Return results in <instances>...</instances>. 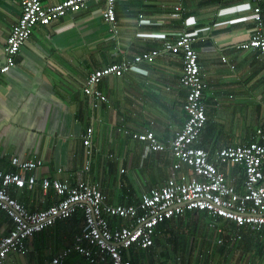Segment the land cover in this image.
<instances>
[{
  "label": "crops",
  "instance_id": "0c3cea01",
  "mask_svg": "<svg viewBox=\"0 0 264 264\" xmlns=\"http://www.w3.org/2000/svg\"><path fill=\"white\" fill-rule=\"evenodd\" d=\"M42 1L52 5L62 0ZM179 4L184 10H176ZM255 5V0H116L115 34L102 16L105 2L90 0L80 11L37 26L22 46L17 65L0 75V169H14L12 156H38L46 162L37 170L40 178L99 183L111 203H132L143 192L162 186L171 175L175 156L168 150H152L148 142L133 138L124 130H153L165 144L172 141L187 118V91L180 84L182 56L164 52L152 62L141 63L147 70L145 74L127 71L121 76L103 77L98 87L107 100L99 101L97 106L84 92L83 84L95 69L132 59L161 47L165 40L174 39L183 31L204 27L210 30L199 34L195 47L201 50L202 77L208 84L203 94L208 121L198 144L214 158L225 146L254 140L259 128L264 133V54L237 45L257 25L252 18L241 19L250 15ZM20 14V0H0V60L5 58L6 39ZM140 14L149 22L140 24ZM232 64L235 68L230 67ZM89 126L94 128L91 166L84 170L83 133ZM128 162L135 170H144L142 180L137 179L136 184L130 182L133 174H127ZM222 168L242 192V166L225 164ZM126 178H130L129 183L124 181ZM14 195L32 211L44 209L54 201L53 190L45 195L40 184L33 190L17 189ZM209 219L206 216L204 221L208 223ZM79 223L83 224V220ZM186 224V219H174L173 226L161 230L155 247L132 251V264L255 261L248 257L243 242L233 239L228 242L229 247L222 246L214 231V238L206 243L205 226ZM80 225L52 226L36 234L28 240V251L10 254L7 264H46L73 243L75 234L81 231ZM12 227L10 217L0 210V238ZM228 228L231 231L233 226ZM172 233L178 236L170 238ZM208 247L211 250L205 254ZM263 259L258 257L255 264H262ZM71 262L84 263L79 255H73Z\"/></svg>",
  "mask_w": 264,
  "mask_h": 264
},
{
  "label": "built area",
  "instance_id": "2783aa9c",
  "mask_svg": "<svg viewBox=\"0 0 264 264\" xmlns=\"http://www.w3.org/2000/svg\"><path fill=\"white\" fill-rule=\"evenodd\" d=\"M90 0H62L46 5L42 0H20L21 14L11 26L6 39L3 60H0V75L8 73L17 65L22 46L31 37L37 26H46L71 12L88 6ZM105 2L103 18L110 30L117 32L116 0ZM251 14L241 19L252 18L256 27L237 46L244 50H257L264 54V0H255ZM176 10H184L182 4ZM137 21L148 23L143 14ZM210 27L195 31H183L174 39H167L162 46L136 54L132 59L110 63L90 72L83 84L95 106L106 101L107 96L98 87L103 77L121 76L127 71L147 73L142 62H152L164 52L180 54L182 74L180 84L186 89L184 109L187 118L176 130L172 141L165 144L153 130L144 132L124 130V133L148 142L154 151H170L176 158L172 172L165 183L141 194L132 203H111L99 183L89 180L72 182L70 179L40 178L37 170L45 165L44 159L31 156L20 159L12 156L13 170L0 169V210L6 212L13 222L7 235L0 238V264H7L10 254L28 251V240L64 220L82 214L81 231L73 243L51 257L46 264H73V255H79L83 264H132L134 250L150 249L159 236L157 227L175 217H184L190 211H204L214 219L210 224L216 229L217 243L221 244L222 222L244 226L252 231L264 229V133L257 130V137L246 144L221 148L212 158L211 152L198 144L208 121L203 92L207 87L202 77L201 50L195 47L199 34H206ZM206 48V47H204ZM223 62L228 59L223 56ZM235 68V65H230ZM94 128L89 126L83 133L86 153L84 170H89L92 156ZM239 164L244 170L241 192L229 181L223 165ZM185 167V169H183ZM61 171V169H59ZM123 171V170H122ZM40 184L48 195L53 190V202L44 209L30 210L14 195L15 190H33ZM220 223H219V222Z\"/></svg>",
  "mask_w": 264,
  "mask_h": 264
},
{
  "label": "trees",
  "instance_id": "16d2710c",
  "mask_svg": "<svg viewBox=\"0 0 264 264\" xmlns=\"http://www.w3.org/2000/svg\"><path fill=\"white\" fill-rule=\"evenodd\" d=\"M207 86H208V84H207ZM203 94H204V92H203ZM207 114H208V112H207ZM254 139H256V138H254ZM206 216H208V214L205 213L204 211H190V212H187V214L183 218L175 217V218H172L170 220H167V221L161 223L160 225H158L157 230H158V232H161V230L164 227L173 226L174 219H180V220L186 219L187 224L185 226H206V225L211 226L210 224H212L214 222V219L209 217L210 219L208 220V223H207L206 221H204V219H206ZM81 220H82V214L76 213L74 216H72L70 218H67L64 220H58L54 226L66 227V228L67 227L77 228L80 225L79 222ZM228 224H229L228 222H222V224H221L222 228H223V233L220 235V237H222V241H223L221 243L222 246L227 245V247H229L230 244L228 242H230L234 239V240H236V242H243L244 246L246 245V251H247V253L249 252L248 257L254 258L253 260H255V261H257L258 257H260V256L264 257V229L262 230V232H260V231L257 232L255 230L252 231L249 228H245L244 226H237L234 223H230L231 225H228ZM229 226H233V229L231 231L228 228ZM44 231L45 230H43L41 232H44ZM214 231L216 232V229H214ZM160 236L161 235L159 234V236L156 237V242L158 241ZM177 236H178V234L172 233L170 238H176ZM156 242H155V244H156ZM225 242H226V244H225ZM209 247L206 250L204 249L205 254H208L210 252L211 248H209ZM151 248H153V247H151ZM143 250H149V249H143ZM245 254H246V252H245ZM200 255L203 256L204 254H200ZM263 260H262V264H264ZM255 261H253V263L249 262L248 264H255ZM133 264H134V262H133ZM149 264H154V262L151 261V263H149Z\"/></svg>",
  "mask_w": 264,
  "mask_h": 264
},
{
  "label": "rangeland",
  "instance_id": "374dc122",
  "mask_svg": "<svg viewBox=\"0 0 264 264\" xmlns=\"http://www.w3.org/2000/svg\"><path fill=\"white\" fill-rule=\"evenodd\" d=\"M127 167H128V173L127 174H133V176H134V180L133 181H130L129 179H124V181H126L127 183H129V181L131 182V184H136L137 183V179H139V180H142V172H144V170L143 169H138V170H135L134 168H132V164L131 163H127ZM121 178V175L119 174L118 175V179H119V181L122 179H120ZM134 187L135 188H137V186L136 185H134ZM214 236H215V233H214V228L213 227H211V226H205V236H204V242H209V241H211L213 238H214ZM241 264H243V263H241ZM259 264H261V263H259Z\"/></svg>",
  "mask_w": 264,
  "mask_h": 264
}]
</instances>
